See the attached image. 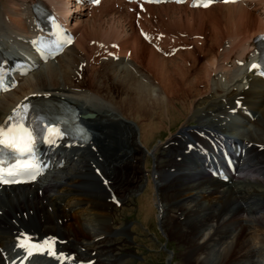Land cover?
<instances>
[{"label": "bare ground", "instance_id": "bare-ground-1", "mask_svg": "<svg viewBox=\"0 0 264 264\" xmlns=\"http://www.w3.org/2000/svg\"><path fill=\"white\" fill-rule=\"evenodd\" d=\"M36 4L61 18L75 41L1 96L0 125L21 103L58 102L93 114L83 119L92 139L53 150L65 165L38 183L0 191V264L18 258L20 240L44 237L56 239L72 264H128L114 254L115 239L136 227L120 228L116 214L133 193L140 223L157 211L165 236L186 245L182 264H264V82L250 68L255 40L264 37V0L205 10L143 6L133 14L135 6L119 0H0V54H27L26 41L39 34ZM233 109L244 118L240 133L222 124ZM226 133L245 152L227 184L204 177L192 155L210 157Z\"/></svg>", "mask_w": 264, "mask_h": 264}, {"label": "rangeland", "instance_id": "rangeland-1", "mask_svg": "<svg viewBox=\"0 0 264 264\" xmlns=\"http://www.w3.org/2000/svg\"><path fill=\"white\" fill-rule=\"evenodd\" d=\"M108 77H102L103 82L107 83L106 79ZM179 125L180 122L172 128V132H175L179 128ZM241 129L238 130L239 133L244 130ZM168 135L169 132L164 131L159 137H155L149 143V148L159 143L160 140L164 141ZM148 167L149 170L153 169V159L151 157L148 158ZM148 178L154 182L150 175ZM148 178L142 179V183L145 184ZM136 195L137 193L131 194L128 198L126 209L118 211L116 214V221H118L117 224L120 228L132 225L136 227V230L131 237H126L125 234H120L119 237L117 236L118 238L115 239L117 245L114 254L126 256L128 264H182L181 260L186 251V245L179 240L177 241V239H170L165 236V233L159 225V214L156 213L157 211L153 213V218L148 225L140 223L141 221L138 218V210L136 208L138 203ZM151 196H154L153 193Z\"/></svg>", "mask_w": 264, "mask_h": 264}, {"label": "snow or ice", "instance_id": "snow-or-ice-1", "mask_svg": "<svg viewBox=\"0 0 264 264\" xmlns=\"http://www.w3.org/2000/svg\"><path fill=\"white\" fill-rule=\"evenodd\" d=\"M95 3H98L99 0H94ZM177 2H181V0H177ZM193 6H198L197 4H193ZM199 6L206 7L207 4H201ZM71 41L69 40L68 43ZM264 67V65H257L253 64L252 68L257 67ZM251 70V69H250ZM262 75H264V72H261ZM0 90L7 91L8 89L0 88ZM24 108V111L27 112L26 106H21ZM17 113L14 110L13 117H9V120L16 119ZM51 132H56L57 130L50 129ZM56 136L50 135L49 136V143H55ZM34 143V136L33 132L29 130L27 127H25L22 123V121L17 120L16 124L7 130H5L3 127H0V146H4L7 148H11L14 150H17L21 153L24 152H30L32 150V145ZM11 175V173H9ZM9 182L6 180L3 176H0V183H7ZM50 242H45V244H48ZM21 247H24L26 251L28 252V255L31 256L33 254V250H40L44 245H20ZM51 255H55L54 252H49Z\"/></svg>", "mask_w": 264, "mask_h": 264}]
</instances>
